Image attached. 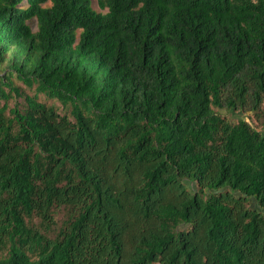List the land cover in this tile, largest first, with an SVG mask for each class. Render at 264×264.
I'll use <instances>...</instances> for the list:
<instances>
[{"label":"trees","instance_id":"1","mask_svg":"<svg viewBox=\"0 0 264 264\" xmlns=\"http://www.w3.org/2000/svg\"><path fill=\"white\" fill-rule=\"evenodd\" d=\"M95 1L0 0V264H264V0Z\"/></svg>","mask_w":264,"mask_h":264},{"label":"rangeland","instance_id":"2","mask_svg":"<svg viewBox=\"0 0 264 264\" xmlns=\"http://www.w3.org/2000/svg\"><path fill=\"white\" fill-rule=\"evenodd\" d=\"M91 1H92V6L95 9L99 10L96 1L95 0H91ZM29 24H30L32 30L35 31L36 30V21L32 20V21L29 22ZM40 99L42 101H45L47 104L51 103V101L44 99L42 96L40 97ZM11 104H12V102H11ZM222 114L225 115L227 120L230 121V122H236L238 119H245L247 121H250L252 126L256 127L255 123H253V121H251L249 119V117L251 116V113H249V112L241 113V112H224V111H222ZM258 130L261 131V133L264 134V129H261L260 127H258ZM187 186L189 187L190 190L194 189V184L188 183ZM60 217H61V214H58L56 216V220H59Z\"/></svg>","mask_w":264,"mask_h":264}]
</instances>
